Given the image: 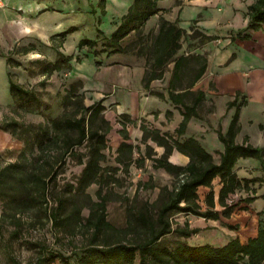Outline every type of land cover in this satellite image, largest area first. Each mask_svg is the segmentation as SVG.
<instances>
[{
  "label": "trees",
  "instance_id": "trees-1",
  "mask_svg": "<svg viewBox=\"0 0 264 264\" xmlns=\"http://www.w3.org/2000/svg\"><path fill=\"white\" fill-rule=\"evenodd\" d=\"M104 1V0H100ZM158 0H132L121 23L109 38L102 35L100 53L107 56L121 48V41L132 31L140 29L150 16L160 9ZM246 28L255 29L264 26V0H255L248 6ZM69 28L66 32L73 31ZM183 30L176 21L170 22L160 17L157 33L152 44L153 61L150 70L144 72L143 86L148 87L154 79L161 77L162 67L176 54L179 39ZM206 40L211 37L205 36ZM98 39L83 38L78 41L77 48H85L95 57ZM27 51V49H24ZM57 60L49 65L47 74L60 71L64 66L70 69L71 56H65L56 50ZM0 56H3L0 54ZM10 65L12 58L5 57ZM184 61L183 56L173 60V74L169 80L168 98L180 105L181 120L175 129L177 136L184 134L191 117H197V106L203 94L199 92L191 105L184 102L192 91L188 86L182 91L175 89L174 79H179L178 70ZM100 65V61H96ZM205 63L197 70L194 81L198 80L205 70ZM8 88L11 95L35 96L17 84L7 72ZM177 91V92H175ZM159 97L163 95L157 93ZM236 106L225 133L216 130L219 141L223 144L220 161L214 163L208 153L194 137L182 140L160 134L158 130H147L141 126L142 141L152 140L164 147L159 158H153V168H161L174 178L169 188L159 187L157 198L149 203H138L135 192L131 205L126 208L125 224L116 227L107 219L106 205L110 195L102 191L104 183V167L101 162L105 158L107 147L106 135L109 123L95 117L104 110L101 101L89 106L80 105L68 116L63 114L57 118H47L36 126L24 125L16 120L0 123V129L9 132L22 142L14 161L0 165V264H53L56 259L67 262L62 245L55 249L49 244L44 233L33 235L49 227L54 242L60 236L66 238L73 251L81 256L77 264H264V223L259 222L257 236L241 243L238 238L229 240L222 246L210 244L189 245L186 241H177L168 246L163 239L174 234L186 239L198 232L189 228L188 224L172 227V213L191 214L205 219H218V212L213 210L214 198L210 190L205 197L207 209L200 210L197 203V188L211 187L215 177H219L221 187L218 192V203L224 207L222 214L227 215L235 206H227L225 198L235 190L246 188L247 180H240L233 172L238 158L253 157L262 161L264 147H253L249 144H237L234 141L239 131L238 113L242 101L233 100L228 107ZM122 118L128 120L126 115ZM128 136L123 133V140L116 148L115 162L122 165L125 171L136 163L143 164V157L132 158L134 145L127 142ZM85 143L86 152L77 151V147ZM175 148L188 157L185 166H178L167 161V156ZM146 156H150L147 152ZM68 158H75L82 165L75 182L62 181L59 174L63 171ZM113 170L117 171L118 168ZM150 179V178H149ZM98 185L93 198L86 189ZM143 188H152L149 182L138 183ZM83 209L87 214H82ZM229 228L233 226L229 225ZM79 238V243H74ZM30 252L26 259L19 256L20 249Z\"/></svg>",
  "mask_w": 264,
  "mask_h": 264
},
{
  "label": "crops",
  "instance_id": "crops-1",
  "mask_svg": "<svg viewBox=\"0 0 264 264\" xmlns=\"http://www.w3.org/2000/svg\"><path fill=\"white\" fill-rule=\"evenodd\" d=\"M254 1L181 0L176 12L164 17L170 22L176 21L177 26L183 31L197 30L202 35L211 37L201 48V52L206 56L201 84L207 91L201 93L212 99L213 105L211 110L203 113L197 110V117L189 119L185 132L179 139L186 137L197 139L211 154L214 163L220 161V154L223 151V144L219 141L216 130L226 132L236 110L235 105L228 107V103L235 99L237 103L242 101L235 143L264 147V26L246 28L248 6ZM131 4L132 0H0V47L3 48L1 46L3 43L6 49H11L7 46V43L11 42L12 46L28 48L30 43L32 50L36 49L35 43H46V39L55 35L54 26L50 24V12L62 10L93 13L91 24L95 35L100 37L97 39H101L102 35L109 38ZM153 16L155 23L159 15ZM75 27L77 26H70L76 29ZM24 40L27 41L25 45ZM63 40L64 44L66 38ZM117 54L116 52L107 56L103 52L100 57H95L85 50L80 63L72 64L70 61L69 73L73 78L83 80L82 91L85 97L92 99V103L101 101L104 107L113 104L116 113L126 115L132 121V130L129 132L131 139L127 141L132 145L142 138L141 126L138 124L141 120H145L150 128L162 134L166 132L164 129L167 124L166 115L170 112L175 121H178L173 127L176 129L181 120L179 109L175 108L179 105L169 100L167 85L162 86L159 80L154 79L145 88L143 65L116 59ZM97 60L100 61L99 66L96 65ZM2 63L1 58L0 65ZM167 80L165 75L163 81L166 83ZM157 93L163 96L159 97ZM192 119L199 121L198 127H189ZM146 143L153 149L154 154L139 155L143 157V164L170 177L171 175L163 169L153 168L152 159L161 157L164 147L152 140ZM167 161L185 166L189 159L172 148ZM134 164L136 165V163L131 165ZM233 172L238 179L247 180V185L246 188L235 190L225 198L227 206L235 205L226 216L222 214L224 207L218 203V192L221 187L219 177L212 180L211 187L199 186L196 191L197 203L200 210L204 211L207 209L205 197L212 190L213 210L218 212V219L178 213L186 224L193 223L188 225L189 228L198 229L189 240L185 239L187 244H210L218 247L233 238L246 243L249 238L257 236L259 222L264 223V157L262 161L253 157L238 158L233 166ZM216 222L224 237L219 243H216L218 241L215 242L207 232ZM229 225L233 228H229Z\"/></svg>",
  "mask_w": 264,
  "mask_h": 264
},
{
  "label": "rangeland",
  "instance_id": "rangeland-1",
  "mask_svg": "<svg viewBox=\"0 0 264 264\" xmlns=\"http://www.w3.org/2000/svg\"><path fill=\"white\" fill-rule=\"evenodd\" d=\"M181 0H158L156 5L160 7L161 13H157L159 18L155 20L154 16H150L146 25L144 24L140 29L132 31L121 41L120 50L116 51V59H124L127 62H136L143 65L144 72L150 70L153 61L152 44L157 33V28L161 14H164L163 18L170 16L173 12H176V8ZM18 12L17 9H14ZM50 24L54 26L55 35L45 42L35 43L36 49L32 50L30 43L28 48L19 46H12L11 42L7 43V46L11 49H6L2 43L0 47V59H3V63L0 65V123L10 120H16L18 123L24 125L32 124L37 125L43 123L47 118H57L66 114L71 116L78 106H89L92 104V99L86 98L82 88L83 80L79 78H73L70 75V69L64 66L60 71H52L47 74L49 65L55 62L58 58L56 50L64 54L65 56H71L72 64L80 63L84 58L85 48L78 49L77 43L83 38L97 39L98 37L93 28V13H79V11H53L49 14ZM162 17V16H161ZM165 19V18H164ZM85 22V24H84ZM72 32H66L70 26H75ZM84 24V25H83ZM53 38V39H52ZM63 38H66L63 44ZM207 42L204 35L197 30L188 32L184 30L179 39V49L176 54L162 67L160 84L169 85V80L173 74V60L178 56H183L184 61L178 70L179 79H174L175 89L182 91V89L189 87L192 91L188 94L184 102L187 105H191L194 97L204 90L203 84H201L202 76L194 81V76L197 70L205 63L206 56L201 52L203 44ZM27 41L24 40V45ZM24 49H27L25 51ZM97 51L101 49V39H99V45L96 47ZM7 56L12 58L10 65L6 63ZM99 52L97 57H100ZM71 68V66H70ZM11 73L12 79L19 84L22 88L30 91L35 99L29 96H18L17 94L11 95L8 88L7 72ZM165 75L168 82H164ZM144 76V75H143ZM106 77V76H105ZM162 79V80H161ZM212 99H209L203 95L200 103L197 106V110L203 113L206 110H211ZM95 103V101L93 102ZM110 104L104 107V110L95 117V124L99 121L100 117H103L109 123L110 129L106 135L107 147L104 149L105 158L101 162L104 167V183L102 185V191L107 192L110 195V200L106 205L107 219L116 227H122L125 224L126 208L132 203L131 200L137 193L138 203L141 201L153 202L158 195L159 187L167 185L169 188L174 183L172 176L168 177L161 172L152 169L149 165L145 166V163L141 166L130 165L125 171L122 165L115 162L116 148L123 140V133H126L128 140L131 126H133L130 119L124 120L123 114L116 113V110ZM175 108H178L175 107ZM180 108V105H179ZM166 115L167 124L165 125L167 134L174 138L179 139L176 135L174 126L178 121H175V117L171 116L170 112ZM180 120V118H179ZM139 126H144L147 130L152 131L149 123L145 120L138 122ZM199 121L192 119L189 127H198ZM141 129V128H140ZM165 131V130H163ZM127 140V141H128ZM150 140H139L135 143V148L132 152V158L136 159L139 155L146 154L147 152L154 154L153 149L148 143ZM22 142L14 138L9 132L0 129V165L14 161L19 150L22 147ZM77 151L85 153V143L76 148ZM132 166V168H131ZM135 166V167H134ZM114 168L119 170L115 171ZM82 165L76 162L75 158H68L63 171L59 174L60 181L75 182L76 178L80 174ZM150 177V179H149ZM150 182L152 188H141L138 183ZM98 189V185L93 184L86 189L93 198H95V192ZM82 214L85 216L87 210L83 209ZM172 221V227L177 224L182 225L185 223L184 218L178 213H172L170 215ZM188 225H193L191 222ZM219 224L216 222L215 226L209 227V232L212 239L219 243L224 237L220 233ZM43 232L48 243L53 244L55 249L62 251L64 257L67 258V262H63L61 259H56L53 264H77L81 253L79 251H73L72 246H69L67 239L60 236L58 242H54V237L49 227H45L40 232H33V235H40ZM190 239V237L186 238ZM185 241V239L178 237L177 235L170 234L164 237L163 242L168 246H172L177 241ZM74 243H79V238H76ZM30 252L21 247L19 256L21 259H26ZM134 264H137L135 262Z\"/></svg>",
  "mask_w": 264,
  "mask_h": 264
}]
</instances>
